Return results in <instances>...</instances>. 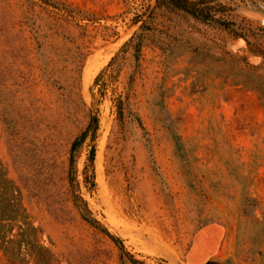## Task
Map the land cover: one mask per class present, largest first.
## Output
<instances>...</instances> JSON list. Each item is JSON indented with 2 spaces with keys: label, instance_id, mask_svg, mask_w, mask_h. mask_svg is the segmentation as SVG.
<instances>
[{
  "label": "rangeland",
  "instance_id": "374dc122",
  "mask_svg": "<svg viewBox=\"0 0 264 264\" xmlns=\"http://www.w3.org/2000/svg\"><path fill=\"white\" fill-rule=\"evenodd\" d=\"M189 1L264 44V0ZM235 57L263 63L220 23L157 0H0V169L53 264H264V94ZM201 234L210 256L193 255Z\"/></svg>",
  "mask_w": 264,
  "mask_h": 264
},
{
  "label": "trees",
  "instance_id": "16d2710c",
  "mask_svg": "<svg viewBox=\"0 0 264 264\" xmlns=\"http://www.w3.org/2000/svg\"><path fill=\"white\" fill-rule=\"evenodd\" d=\"M158 7H163L170 12L179 13L183 16L191 15L193 18L205 23H210L212 21L220 23L227 30L233 32L238 37H243L247 40L250 50L252 53L259 55L263 58V63L260 66L251 65L247 58L245 57H235L238 65L240 67H247L249 70L245 71L244 85L247 87H252L262 94H264V89L259 85H254L256 82V72L264 71V44L257 42L252 43L248 38L247 33L244 29L235 31V22L229 18H215L213 15H210V8L199 7V4L191 2L189 0H157ZM136 37H133L130 40L132 43ZM137 53L140 51V43L138 44ZM243 64V65H242ZM244 73V68H241ZM254 86V87H253ZM99 120L97 117H91L87 129L73 142L70 152V175L74 178L77 175V153L81 146L84 144L88 138L90 132L92 131L95 134L98 130ZM178 137V143L181 144V139ZM91 160L94 161V151L92 153ZM2 171V172H1ZM1 180H0V251L4 252L8 261L12 264H23L28 258L29 262L33 261L35 264H53L54 258L53 255L40 244V229L36 227L24 207L21 198L17 196L19 193L18 187L15 183L8 177V175L1 170ZM76 203L81 208L85 218L91 222L93 225L98 226L102 229L109 237H111L121 249V257L124 259V256L127 253L126 248L119 237H116L108 231V229L102 227V225L93 217H88L86 213H89L87 204L81 196H76ZM83 203V205H81ZM86 210V211H85ZM86 212V213H85ZM23 249H26L27 257L21 258L15 255V252L18 250L21 253ZM130 262L132 264H141L140 261L135 259L130 255ZM205 264H220L215 261H208Z\"/></svg>",
  "mask_w": 264,
  "mask_h": 264
},
{
  "label": "bare ground",
  "instance_id": "6f19581e",
  "mask_svg": "<svg viewBox=\"0 0 264 264\" xmlns=\"http://www.w3.org/2000/svg\"><path fill=\"white\" fill-rule=\"evenodd\" d=\"M94 65H95V63L94 64L91 63L86 70L85 79L87 82L93 78V76L95 75V72H97L99 69V68H97V71H95L96 67H94ZM214 241H216V239L213 240L212 238H210L209 236H207L205 234L199 235L198 238L196 239V242H195L194 247H193V255H198V254L204 253V255L207 254V256H210L212 248H213V244H215ZM200 256H203V254H201Z\"/></svg>",
  "mask_w": 264,
  "mask_h": 264
}]
</instances>
